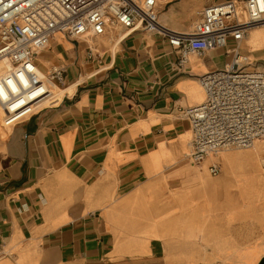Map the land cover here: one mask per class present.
<instances>
[{
	"label": "crops",
	"instance_id": "obj_1",
	"mask_svg": "<svg viewBox=\"0 0 264 264\" xmlns=\"http://www.w3.org/2000/svg\"><path fill=\"white\" fill-rule=\"evenodd\" d=\"M223 1L166 0L158 20L186 32ZM119 35L92 40V60L89 38L56 34L38 56L64 68L67 92L0 145V264H264V138L197 166L185 157L181 110L203 101L197 78L228 66L231 40L179 67L158 34ZM242 43L264 71V24Z\"/></svg>",
	"mask_w": 264,
	"mask_h": 264
},
{
	"label": "built area",
	"instance_id": "obj_2",
	"mask_svg": "<svg viewBox=\"0 0 264 264\" xmlns=\"http://www.w3.org/2000/svg\"><path fill=\"white\" fill-rule=\"evenodd\" d=\"M243 8L245 18L239 20L234 0L212 4L186 32H174L158 20L159 0H0V141L7 144L15 126L67 92L64 68L49 64L43 70L38 59L55 34L89 38L86 59L92 60L97 54L92 40L117 30V40L133 32L158 34L176 53L179 67L188 54L203 55L231 40L228 66L197 78L203 101L181 110L192 131L186 156L197 166L221 150L251 147L264 138V71L251 66L240 44L250 28L264 24V0H245ZM258 153L264 154L263 145ZM207 169L221 172L217 163Z\"/></svg>",
	"mask_w": 264,
	"mask_h": 264
},
{
	"label": "bare ground",
	"instance_id": "obj_3",
	"mask_svg": "<svg viewBox=\"0 0 264 264\" xmlns=\"http://www.w3.org/2000/svg\"><path fill=\"white\" fill-rule=\"evenodd\" d=\"M166 0H160V5L161 4H163L164 2H165ZM238 13H239V11H238ZM243 13H244V11H243ZM242 14V13H241ZM56 35H59V36H61L60 34H56ZM245 43H241V47L244 45ZM247 57H248V55H247ZM46 62V61H45ZM46 64H48V63H46ZM49 65V64H48ZM48 67V66H47ZM202 89V88H201ZM203 91V90H202ZM201 96H202V98L204 97V93L202 94V92H201ZM189 123V122H188ZM191 129V128H190ZM191 135H192V131H191ZM190 144V143H189ZM222 151V150H221ZM222 154V152H217V157L216 156H214L213 154H210V155H208L202 162H204V161H206V160H208V158H219L220 157V155ZM187 153L185 154V157H186V159H187ZM205 168H206V166H205ZM208 175V174H207ZM220 264H224V263H220Z\"/></svg>",
	"mask_w": 264,
	"mask_h": 264
},
{
	"label": "rangeland",
	"instance_id": "obj_4",
	"mask_svg": "<svg viewBox=\"0 0 264 264\" xmlns=\"http://www.w3.org/2000/svg\"><path fill=\"white\" fill-rule=\"evenodd\" d=\"M159 4H160V0H159ZM160 7H162V6L160 5ZM9 142H10V140L7 142V144H8ZM7 144L4 143V142H1V141H0V145H1V146H6ZM187 152H188V151H187Z\"/></svg>",
	"mask_w": 264,
	"mask_h": 264
}]
</instances>
